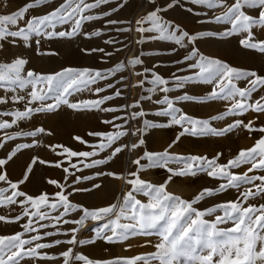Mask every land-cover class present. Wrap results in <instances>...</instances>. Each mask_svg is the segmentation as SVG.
Masks as SVG:
<instances>
[{"label":"snow or ice","instance_id":"snow-or-ice-1","mask_svg":"<svg viewBox=\"0 0 264 264\" xmlns=\"http://www.w3.org/2000/svg\"><path fill=\"white\" fill-rule=\"evenodd\" d=\"M112 2L113 0H92V2L89 0H62L50 11L40 15L28 16L27 14L32 10L56 3V0H30L10 14H0V42H8L15 46L17 40H20L23 41L25 47H31L29 42L34 40L38 55H58L54 51L40 52L41 40L72 39L78 36L91 39L101 36V30L83 31V27L85 24L102 20L124 7V0H115L117 6L110 11L93 13V10ZM148 2L155 4L156 0H148ZM185 4H191L193 7H184ZM177 6L184 7L185 11L196 16H200V12L195 10L196 7L213 12L218 8L225 9L220 14H214L211 17L205 11L204 17L198 19L197 23L200 25H229L230 27L219 32L201 29L195 33H189L180 25L167 21L160 15L161 12ZM21 23L23 26H19ZM120 23L131 25L132 21L109 19L105 21V26ZM134 23L136 25L134 29L126 27L117 28L116 31L129 32L134 30L141 34L155 32L158 35L153 39L172 42L177 46L168 50L166 54H175L179 49H188L187 54L174 63H186L189 70L197 71L188 76H178L174 73L170 79L164 78L147 68L143 72L130 73V75L145 76V79L138 81L131 87H143L147 80V74L151 75L152 78L148 82L153 87L148 91L155 93L159 90L165 93L162 99L155 101L159 105L166 106L156 112V115L170 118L169 123L164 125L152 124L145 119L143 120V127L132 131L131 135L143 133L147 128L178 125L182 130L169 145L171 148L185 135L223 137L238 128H243L248 132L259 131L264 133V127L258 129L253 127L254 121L244 123L240 119H235L223 128L218 129L212 126L214 121L242 116L249 111L264 114V96L252 101L253 93L264 89V76L259 75L256 71L237 69L217 58L206 57L196 47L199 40L224 39L244 34L243 38L239 40L240 46L264 54V39H258L256 35L257 31L264 33V0H233L231 4H228L227 0H184L183 4H181V0H169L166 6L154 8L146 15L136 19ZM145 24L150 26L146 28L144 27ZM65 25L69 26L66 30L56 31L58 26ZM146 39L142 35L136 43L143 44ZM105 43L112 44L115 41L107 40ZM2 49L3 43H0V50ZM81 51L89 55L101 53L102 62L105 57L113 55V53L105 52L103 48L81 49ZM116 51H120V49H116ZM140 55L143 56L145 53L141 52ZM27 63L28 61L22 57H16L10 62H0V89L13 93H16L17 89L24 90L29 87L31 89L26 95L15 94L11 97H0V104L24 102V110L22 111L0 112V116L14 117L11 123L0 121V130L9 129L18 121L28 120L34 113L55 112L62 105L76 111L97 110L108 113L120 111L122 109L102 107L106 101L120 97L122 95L120 89H117L114 95H106L98 99L71 102L69 97L84 90H91V85H95L101 80H107L129 66L141 65L143 61L140 57L130 58L127 59L126 63L121 61L114 67L103 71L89 68H63L54 73H38L34 70H28L25 74L24 70ZM158 66L160 65H154L153 68ZM178 71H183V69H178ZM123 79L125 78L121 77V81ZM240 80L247 81L245 88L238 87L237 82ZM119 82L117 81V83ZM189 83H203L213 87L206 95L190 94L187 91L175 99L169 98L167 95L175 89H184ZM169 84H172L173 87H168ZM113 87H115L114 84L107 85V88ZM104 91L105 88L97 87L94 89V93L97 95ZM143 99L145 97L141 96V100ZM176 101L200 104L213 101H230L231 103L227 106L226 111L210 118H194L176 107ZM139 106L140 101H135L132 105L125 107L135 108ZM145 115V111L141 110L131 113L130 118L134 120ZM122 119L127 123V118L120 116L101 121L116 128L117 131L115 132H89V136L100 138L96 144H89L81 137H74L81 144L88 145L92 149L90 151L78 152L63 145L49 147L53 148L58 157L66 154L69 160L82 158L79 162L83 168L95 169L99 166L108 165L125 150L131 152L145 144V140L138 137L137 142L117 146L121 137L129 135L128 131L120 130L123 125L115 123V121ZM42 134L52 135L51 132H46L43 127H37L32 131L17 132L14 135L6 134L3 139H0V148L18 136L37 137ZM34 144L38 146L39 141L17 144L6 157L0 158V182L8 183L12 189L11 194L6 195L9 188H0V207L18 204L23 208L22 213L15 217L0 215V222L16 223L28 217L27 223L22 225V232L0 236V264H21V261L25 259L55 260L61 257L63 264H76V262H82V264H153V262L156 264H264V204L244 206L249 199L264 197V175H249V173L257 170L264 171V135L252 147L239 150L238 154L229 159L226 164L218 163L222 153H217L215 157L209 159L206 156L174 155L165 149L163 152L145 150L143 155L130 161L131 164L136 165V170L126 174H118L109 170L97 171L88 176H77L75 173L69 172L68 167H63L66 182L69 176L75 178L71 183H61L49 179L47 183L55 185L58 189L54 197H50L47 193L33 197L18 189L30 178V173L37 162L41 165L50 164V166L59 169L62 167V161L53 163L33 157L25 169L24 176L16 182H12L4 170L17 153L23 149L34 147ZM57 148L62 149V151L56 152ZM106 150L108 151L106 157L91 159L98 157L100 152ZM89 160L90 162L85 163ZM142 161H147V163L142 164ZM172 162L180 165V167H169ZM242 165H250V167L242 174L232 171V169H237ZM71 167L76 171H82L76 167V164H71ZM148 168H163L169 173V176L164 183L153 184L140 176V173ZM198 173H206L208 177L224 182L216 188L202 189L191 200H185L167 191V186L174 177H195ZM101 177L123 179L128 190L121 191L113 203L97 208L90 209L70 201L69 197L72 193H91L99 190L103 185L93 181ZM85 181L92 183L87 188L72 187V185H78ZM256 181L260 183L257 184ZM244 185H251V187L241 191L240 189ZM70 187L72 191L67 192V188ZM229 189L237 190L238 195L235 200L222 202L204 210L194 207L206 198L221 194ZM137 195L146 197L147 202L137 199ZM75 211L82 213L79 219H65L70 212ZM54 212L59 214L54 216L52 215ZM217 212L221 214L216 215ZM212 215H215L214 220L205 219L206 216ZM89 219L96 222L103 221L99 227L94 229L95 234L90 239H78L76 233L79 228H72L62 233L58 227L62 222L63 224H76L82 228L85 221ZM34 220L38 224V228L33 227ZM45 220L55 221V223L51 225L40 223ZM229 223L232 227H221V225ZM49 226L55 228L56 231H47L43 235H33L28 239L23 238L25 233L39 232L40 229H46ZM60 234H70L71 238L55 240L50 243L38 242L44 237ZM153 235L158 237L157 242L153 245L156 251L134 257L93 260L84 254L74 252L75 247L92 245L98 240L112 244L124 242L137 236L148 237ZM60 244H68L72 247L60 253L59 256L48 255L40 251Z\"/></svg>","mask_w":264,"mask_h":264},{"label":"rangeland","instance_id":"rangeland-1","mask_svg":"<svg viewBox=\"0 0 264 264\" xmlns=\"http://www.w3.org/2000/svg\"><path fill=\"white\" fill-rule=\"evenodd\" d=\"M30 2V0H0V14H10L23 5ZM62 0H56V3L41 7L30 11L27 15H40L47 11H50L52 7H55ZM92 2V0H89ZM184 0H181L183 4ZM233 0H227L228 4H231ZM169 3V0H156L155 4L147 3L146 7L140 9L141 0H124V7L120 8L119 11L112 13V15L95 22L85 24L83 31H92L93 29H99L102 35L99 37H93L91 39H85L83 36H78L72 39H53V40H41L39 45L40 52L54 51L58 55H38L37 45L34 40L30 41L31 47H25L23 41L17 40V44L13 46L8 42L3 43V49L0 50V62H10L16 57H22L28 61L25 66L24 73L28 70H34L38 73H54L58 72L63 68H76L83 69L89 68L94 70H107L114 67L117 63L123 61L122 58L126 51L132 45V31L129 32H118L117 28L131 27L132 24L120 23L116 25L105 26L106 20H117V21H133V18L138 13V18L146 15L148 12L152 11L156 7H163ZM116 2L113 0L112 3L104 5L99 9L93 10V13H102L105 11H110L115 8ZM184 7H193L191 4H185ZM184 7L177 6L175 8L169 9L167 11L161 12L160 15L167 21H171L174 24L180 25L182 29L187 30L189 33H195L201 29H209L213 31H222L230 27L229 25H216V24H204L200 25L197 23L198 19L204 17V12L206 9L196 7L195 10L200 12V16L193 15L184 10ZM225 9H216L215 12L207 11L209 17L214 14H220ZM19 26H23L21 23ZM150 25L145 24L144 27H149ZM69 26H58L56 31L66 30ZM15 30V28H13ZM146 37V42L143 44L136 43L135 50L132 58L140 57L143 61L141 65L135 66L136 72H143L145 68L151 69L155 73H158L164 78H171L175 73L178 76H188L192 75L194 71L187 68V64H175L174 62L180 60L185 54H187L188 49H179L175 54H166L168 50L176 48L177 46L172 42L160 41L158 39H153V37L158 34L155 32H145L143 34L137 32V40L141 39V36ZM244 34L224 38H208L199 40L196 47L199 48V52L210 58H217L220 61L226 62L228 65L235 67L237 69L252 70L256 71L259 75L264 76V54L258 53L253 50H247L240 46L239 40L243 38ZM258 39H264V33L259 31L256 32ZM113 40L115 43L106 44L105 41ZM92 48H103L105 52L113 53L111 57H105L102 62V54L97 52L93 54H85L81 49H92ZM120 49V51H116ZM141 52L145 55L141 56ZM161 54H156V53ZM154 65H160L153 68ZM178 69H183V71H178ZM121 77H124L121 81ZM151 75L147 74V80L143 87H135L133 94V103L135 101H140V106L133 108V112L145 111L146 115L134 119V125L130 123L129 112L127 111V101L129 93V81L130 75L127 70H122L116 73L115 76L109 77L107 80H101L95 85H91V90H84L78 92L69 97L71 102H76L79 100L86 99H98L106 95H114L117 89H120L122 95L116 97L111 101H106L102 107H115L122 109L117 112L108 113L100 112L97 110L93 111H76L62 105L59 110L51 113H34L33 116L24 121H18L9 129L0 130V139H3L6 134L14 135L17 132H25L35 130L37 127H43L46 132H51L52 135L42 134L37 137H25L18 136L15 140L9 141L5 144L3 148H0V158L6 157V155L17 145L21 143H34L39 141V145H35L30 149H23L5 166V171L9 179L12 182L19 181L25 174V169L31 162L33 157L43 159L49 162H61L62 167L56 168L50 166V164L41 165L37 162L34 165L33 171L30 173V178L22 185L19 186L20 191L25 192L28 195L36 197L41 193H47L50 197H54V194L58 191L55 185L47 183L49 179L57 180L61 183H71L75 178L74 176H69L67 182L65 181V173L63 167H68L69 172L75 173L77 176H88L93 175L97 171H113L118 174H125V164L124 162L129 157L130 152L125 150L122 154L118 155L113 161L108 165L99 166L95 169L83 168L80 164V159L82 158H69L65 154L64 156L58 157L53 151L52 147L55 145H63L74 151H90L92 150L88 145L81 144L79 141L75 140L74 137H81L83 140L88 141L89 144H96L99 142L98 137L89 136V132H115L116 128L111 125L104 124L101 121L111 120L114 116L126 117L127 123L122 120H117L115 123L123 125L120 130H126L129 135L121 137L117 142V146L121 144H131L132 140L135 138L131 135V132L143 127V120H148L152 124L164 125L168 124L170 121L169 117H161L156 115L164 105H159L155 103L163 98L165 93L157 90L155 93L148 91L153 86L148 81L151 80ZM137 82L145 79L143 75H137ZM117 81H120L117 83ZM108 84H114L115 87L107 88ZM238 87L245 88L247 86V81L240 80L237 82ZM100 87L105 88L104 92L98 95L94 93V89ZM168 87H173L169 84ZM212 85H207L203 83H189L184 89H175L174 91L167 93L169 98L175 99L187 91L190 94L196 95H206L212 90ZM31 89L26 88L24 90L17 89L16 93L11 91L5 92L0 89V97L8 96L11 97L15 94L26 95ZM141 96L145 99L141 100ZM260 96H264V89H260L253 93L252 101L259 99ZM151 97V99H148ZM51 103V101H48ZM230 101H213L205 104L193 103V102H180L176 101L175 106L181 109V111L194 118H210L213 115L219 114L226 111L227 106ZM17 110H24V102L7 104H0V112H12ZM179 115V113H178ZM14 117L11 116H0V121H7L11 123ZM235 119L243 120L244 123L248 121H254L253 127L260 128L264 127V114H257L255 112L249 111L242 116L228 117L222 121L212 122V126L216 128H223L228 124L232 123ZM181 127L178 125H172L170 127H155L147 128L143 133H137L139 137L145 140V144L137 148L138 157L143 155L144 151L149 152H163L168 149L170 153L174 155H197L206 156L209 159L216 156L217 153H222V156L218 160L219 164H226L231 158H234L239 150L247 149L254 145V143L262 136L264 133L259 131L248 132L243 128H238L233 132L223 136H206V137H192L185 135L181 137L180 140L169 148V145L176 139L177 135L181 131ZM136 136V135H135ZM137 142V141H136ZM56 152L62 151V149L57 148ZM108 155V151L100 152L98 157H93L91 159L103 158ZM90 162L85 161V163ZM142 164H146L147 161H142ZM71 164H76V167L82 169V171H76L71 167ZM169 167L178 168L180 165L172 162ZM250 165H242L237 169H232L233 172L242 174L247 171ZM136 170V165H132L131 171ZM249 175H264V171L257 170L255 172L249 173ZM142 179L150 181L153 184L159 185L165 182L168 178L169 173L163 168H148L147 170L140 173ZM94 183H101L103 186L96 191L91 193H72L69 199L71 202L79 205H83L88 208H97L109 205L113 203L118 196L121 188L122 179H115L110 177H101L93 181ZM224 181L218 179H212L206 175V173H198L195 177H174L172 181L167 186V191L173 193L177 196L182 197L185 200H191L196 194H198L204 188H216L220 183ZM92 182H82L78 185H72V187L87 188ZM259 184V181H256ZM251 187V185H244L240 190L243 191L244 188ZM0 188H9L6 195H10L12 189H10L8 183L0 182ZM128 186L126 187V191ZM72 188H67V192H71ZM238 192L236 189H229L226 192L215 195L213 197L206 198L205 200L194 205L199 210H204L213 205L235 200L237 198ZM23 199V198H18ZM137 199L142 202H147V198L143 195H137ZM248 204L261 205L264 204V197H256L254 199H249L244 205ZM23 208L18 205H10L8 207H0V215H5L9 217H15L20 215ZM63 211V209H60ZM59 213L54 212L52 215H58ZM82 213L79 211L70 212L65 219L77 220ZM217 212L216 215H220ZM205 219L212 221L215 219V215L206 216ZM28 217L20 220L16 223H5L0 222V236H9L17 232H22V225L27 223ZM88 226L82 233V239H90L94 236V229L99 227L103 222H94L92 220L85 221ZM123 222V221H122ZM44 224H53L55 221H41ZM33 227L38 228V224L33 222ZM60 231L66 232L72 228H79L80 226L76 224H63L61 222L58 225ZM221 227L229 228L232 227L231 223L221 225ZM47 231H56L55 228L49 226L46 229H40L39 232H29L25 233V239L30 238L33 235H43ZM79 231L76 235L79 234ZM71 235H55L51 237H44L40 243H50L55 240H67L70 239ZM158 237L153 236H137L130 238L124 242L118 243H105L102 240L96 241L92 245L79 246V253L88 256L93 260H109L117 257H134L139 254L152 253L155 252L154 244L157 242ZM150 242V243H149ZM130 246V247H129ZM69 247L68 244H60L52 248L41 249L42 253H47L52 256H59L60 253L66 251ZM127 249V250H126ZM21 264H63V258L48 260V259H25L21 261ZM76 264H82V262H76ZM156 264V262H153Z\"/></svg>","mask_w":264,"mask_h":264},{"label":"bare ground","instance_id":"bare-ground-1","mask_svg":"<svg viewBox=\"0 0 264 264\" xmlns=\"http://www.w3.org/2000/svg\"><path fill=\"white\" fill-rule=\"evenodd\" d=\"M147 3H148V0H141V7H140V9L145 8L146 5H147ZM137 17H138V13L136 12V15H135V17L133 18V21H132V28L133 29L136 27V25H135L134 22L137 19ZM136 41H137V32L133 30L132 31V45L126 51V53L124 54V56L122 58V60L125 63L127 62V59L132 58L133 53H134V50H135ZM127 70L129 72V75H130V73H136V70H135L134 67L129 66L127 68ZM137 80H138L137 79V75H130V81H129V86H128L129 87V89H128L129 90V93H128L127 105H132L133 104V94H134L135 87H131V85L136 84L137 83ZM127 111L129 112V120H130V123L132 125H134V120L130 118V114L133 113V108H127ZM133 137H135V138L132 140V143L133 142H136L138 140V137L139 136L136 135V136H133ZM138 155L139 154H138L137 149H135V150H133V151L130 152L129 157L124 162V164H125V174L127 172L131 171V167H132L133 164H131L130 161L136 159L138 157ZM126 187H127V185L125 184L124 180L122 179V183H121V188H120L119 194L121 193V191H126ZM94 222H96V221H94ZM101 222H103V221H101ZM87 226H88V224L85 222L84 226L82 228H80L79 234L77 235V238L78 239H82V236H83L82 233L86 229ZM79 251H80L79 246H77V247L74 248V252L79 253Z\"/></svg>","mask_w":264,"mask_h":264}]
</instances>
